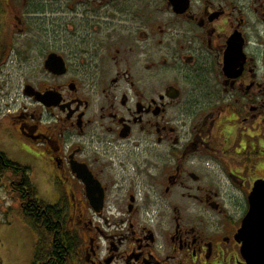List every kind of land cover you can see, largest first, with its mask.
Segmentation results:
<instances>
[{"label":"flooded vegetation","instance_id":"af4514ba","mask_svg":"<svg viewBox=\"0 0 264 264\" xmlns=\"http://www.w3.org/2000/svg\"><path fill=\"white\" fill-rule=\"evenodd\" d=\"M10 54L23 102L0 111V145L40 162L44 194L0 150L7 212L63 223L67 264H247L236 235L264 179V0H0V68Z\"/></svg>","mask_w":264,"mask_h":264},{"label":"rangeland","instance_id":"374dc122","mask_svg":"<svg viewBox=\"0 0 264 264\" xmlns=\"http://www.w3.org/2000/svg\"><path fill=\"white\" fill-rule=\"evenodd\" d=\"M12 54L8 56V60L0 68V110L5 113L8 111L17 109V106L23 102L21 97L20 86L23 83L25 74L23 69L15 67L14 63H10L12 60ZM10 107V108H9ZM12 112V111H11ZM8 118H5L4 122ZM0 150L5 152L7 156L25 167H29L30 179L35 185L38 196L42 197L43 192L40 188L43 182L42 177V165L38 160L29 158L23 155L21 152H15L12 150L11 145H0ZM139 158H144L140 155ZM215 169L218 167L215 164L210 163ZM219 174V173H218ZM222 189L225 188L227 179L220 175ZM233 192V193H232ZM227 195H233L236 204H242L243 196L240 192L235 191L230 187ZM225 196V195H224ZM225 198V197H224ZM226 201L227 198H225ZM12 197L0 188V264H32L34 255V248L36 242V233L33 228L27 224L20 213L14 209L10 211L7 207L12 205ZM228 206V203L226 202ZM231 214L235 213V208L228 209Z\"/></svg>","mask_w":264,"mask_h":264},{"label":"water","instance_id":"95a60500","mask_svg":"<svg viewBox=\"0 0 264 264\" xmlns=\"http://www.w3.org/2000/svg\"><path fill=\"white\" fill-rule=\"evenodd\" d=\"M30 94L35 95L36 100L46 105L44 103L46 96L37 92ZM74 170L85 183L87 198L94 210L98 212L102 203V192L98 182L86 169ZM236 238L242 243L241 252L247 264H264V179L256 180L253 183L248 195V209L242 219Z\"/></svg>","mask_w":264,"mask_h":264},{"label":"trees","instance_id":"16d2710c","mask_svg":"<svg viewBox=\"0 0 264 264\" xmlns=\"http://www.w3.org/2000/svg\"><path fill=\"white\" fill-rule=\"evenodd\" d=\"M17 211L25 220L20 206ZM35 211L33 210L29 214L26 213L30 219V226L36 233L32 264H67V261H65V257H67L65 256V247L71 246L72 238L66 233L65 229H62L63 223L61 222L62 226L60 227H53L50 223L47 224L48 218L45 217L46 222L42 226ZM53 235L56 236L55 242L52 240Z\"/></svg>","mask_w":264,"mask_h":264}]
</instances>
